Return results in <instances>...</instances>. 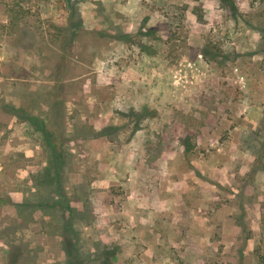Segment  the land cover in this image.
Wrapping results in <instances>:
<instances>
[{"label":"rangeland","instance_id":"rangeland-1","mask_svg":"<svg viewBox=\"0 0 264 264\" xmlns=\"http://www.w3.org/2000/svg\"><path fill=\"white\" fill-rule=\"evenodd\" d=\"M231 3L0 0V264H264V0Z\"/></svg>","mask_w":264,"mask_h":264},{"label":"trees","instance_id":"trees-1","mask_svg":"<svg viewBox=\"0 0 264 264\" xmlns=\"http://www.w3.org/2000/svg\"><path fill=\"white\" fill-rule=\"evenodd\" d=\"M222 1L227 2L228 4H230L231 7H234L235 8V6L231 3V0H222ZM62 104H63L62 101H60V102L55 103V105H54V107H55V109L57 111V115L59 117H63V115H64V109H63ZM103 255L105 257H107V259H108V257L110 256V252L103 251ZM107 261L108 260H106V262Z\"/></svg>","mask_w":264,"mask_h":264}]
</instances>
